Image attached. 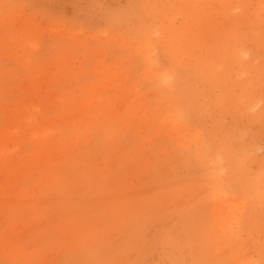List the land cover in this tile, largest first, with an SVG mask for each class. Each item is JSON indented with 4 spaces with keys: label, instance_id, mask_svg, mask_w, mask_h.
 <instances>
[{
    "label": "rangeland",
    "instance_id": "obj_1",
    "mask_svg": "<svg viewBox=\"0 0 264 264\" xmlns=\"http://www.w3.org/2000/svg\"><path fill=\"white\" fill-rule=\"evenodd\" d=\"M0 264H264V0H0Z\"/></svg>",
    "mask_w": 264,
    "mask_h": 264
}]
</instances>
